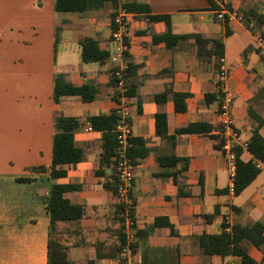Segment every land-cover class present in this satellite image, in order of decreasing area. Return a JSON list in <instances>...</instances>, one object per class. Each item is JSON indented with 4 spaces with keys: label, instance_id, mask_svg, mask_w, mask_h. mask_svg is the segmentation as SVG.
Masks as SVG:
<instances>
[{
    "label": "crops",
    "instance_id": "0c3cea01",
    "mask_svg": "<svg viewBox=\"0 0 264 264\" xmlns=\"http://www.w3.org/2000/svg\"><path fill=\"white\" fill-rule=\"evenodd\" d=\"M125 1L146 4L147 14L168 15L171 31L188 36L172 47L153 42V35L166 30L165 23L143 13L126 15L123 60L132 67L135 83L126 100L132 139L137 140L132 146L135 222L130 232L138 234L130 255L118 251L112 221L116 198L108 187L115 181L114 162L101 159L103 130L90 121L116 107L110 56L118 44L111 38L110 14ZM31 2L0 0V24L10 27L0 28V264H47L46 204L53 182L66 186L64 198L84 209L76 222L57 224L69 264H237L233 255L201 253L197 237L220 232L225 221L231 227L264 225V165L239 194L233 193L229 161L220 148L219 100L206 102L205 95L216 93L219 84L222 96L230 95L241 139L248 141L256 129L264 140V0H211L214 7L210 0H120L117 6L106 1L83 12H55L53 0H40L46 10L35 19ZM222 6L241 13L255 10L263 22L255 31L237 22L225 24L215 17ZM195 34L219 38L221 57L198 55ZM82 37L95 39L106 59L82 62ZM57 73L70 85H87L92 98L63 95L54 102ZM173 92L188 95L184 111L175 110ZM58 115L76 120L73 144L81 157L55 165L64 175L52 180L49 171L31 167L51 166ZM157 115L162 116L161 133ZM195 122L209 130L178 131ZM242 150V158H249ZM213 212L214 218L204 219ZM243 246L264 264V243L256 247L244 241Z\"/></svg>",
    "mask_w": 264,
    "mask_h": 264
},
{
    "label": "trees",
    "instance_id": "16d2710c",
    "mask_svg": "<svg viewBox=\"0 0 264 264\" xmlns=\"http://www.w3.org/2000/svg\"><path fill=\"white\" fill-rule=\"evenodd\" d=\"M106 1L111 2L114 6L119 4L120 0H53V10L55 12H83L93 9H98L104 5ZM211 2V0H210ZM212 4V2H211ZM121 9L132 13H148V6L143 3L135 1H125L120 3ZM213 6V4L211 5ZM214 7V6H213ZM246 19H252L255 23V28L262 24L263 17L255 10H246L242 12ZM116 12H111V27L115 29L113 23V17ZM148 20L163 21L166 25V30L161 34L153 35V42H164L166 46L172 47L179 41L188 37L185 34H175L171 31L170 21L168 15H154L147 14ZM126 35L124 36L125 39ZM194 44L197 54L200 56H214L219 58L222 55V43L219 38H205L200 34L194 35ZM80 45V58L82 62H102L107 57V52L101 49L98 42L91 37H82L79 40ZM132 67L128 66L125 76L124 84L127 87V95L134 93L135 83L132 79ZM112 79V78H111ZM80 95L83 99H91L93 94L90 93L87 85L73 86L64 81V77L61 73L55 74L54 77V89L53 99L54 102H58L63 95ZM188 95L186 93L173 92L171 97L174 103L176 111H184L186 109L185 99ZM156 99H164L165 96H156ZM218 98L219 102L222 98L219 84H217V92L213 94H206L205 101L212 102ZM160 115L156 116L157 119V131L159 133L164 131V126H160ZM256 121L260 123V119L256 118ZM90 121L95 129L103 130V153L101 155L102 160H110L115 156L116 147V132L115 125L117 122V116L112 111L105 116H93L90 117ZM78 128V124L74 118L56 116L54 121V133L52 142V164L49 168L44 166L31 167L35 171H49L52 180L64 175V172L60 169H56L55 165L64 163H75L81 157V150L76 148L73 144V132ZM209 130V126L205 123H189L185 127L178 129L180 132L194 133L205 132ZM136 139H132L135 144ZM246 151L250 154L247 159L242 158L243 150L239 147H234L233 152L235 154L236 171L232 179V190L234 194H239L254 178L259 174V164L264 165V140L257 133L256 129L249 140L247 141ZM129 155L134 159L133 147L129 150ZM163 162V160H160ZM111 189L114 197L116 198V205L112 216V221L117 224V241L118 251L126 244L125 234L121 231L123 229V217L120 216L118 208L120 203L116 196V181H113L112 185L108 187ZM66 190V186L52 183L48 192V201L46 204V210L49 214L50 224L48 229V241H47V264H69L65 257V253L62 251L64 244L61 241L60 232L57 229L58 221L76 222L83 214L84 209L82 206L72 205L63 196V192ZM130 218L133 221L131 230L134 229V207L130 206L129 209ZM216 215V212L203 215L204 219L211 220ZM134 236H137L138 232L133 231ZM249 242L258 247L264 243V225L261 222H254L248 226L234 225L231 228V232L228 233L224 230V223L220 232L210 234L201 233L197 237V246L201 253L206 255H220L227 256L233 255L238 258L237 264H260L253 259L243 246V242ZM137 243L135 240L130 241L129 247L132 252L135 251Z\"/></svg>",
    "mask_w": 264,
    "mask_h": 264
},
{
    "label": "built area",
    "instance_id": "2783aa9c",
    "mask_svg": "<svg viewBox=\"0 0 264 264\" xmlns=\"http://www.w3.org/2000/svg\"><path fill=\"white\" fill-rule=\"evenodd\" d=\"M127 11L124 9L119 10L113 17L115 29L111 31V38L117 42L115 51L110 56V60L115 63V67L110 71L112 83L114 87V99L116 107L113 112L117 116L115 125L116 132V147L114 156V173L116 181V196L120 203L118 212L123 217V229L126 238V244L121 248L120 253L130 255L131 249L129 247L130 241L133 239L131 227L133 221L130 218L129 209L133 205L130 196V189L132 179L134 176V162L129 155V150L133 146L132 130L129 121L128 101L126 100L127 87L124 84V76L127 70V64L123 60V52L126 50L124 36L127 33L126 15ZM215 17L217 20L225 24L237 22L244 24L248 30L255 31V23L252 19H246L243 13L236 11L232 8L225 6L215 10ZM257 40L262 41V36L257 34ZM221 69V68H220ZM224 75L219 73V82L222 85ZM219 118V135H220V148L224 152L229 161V177L232 181L235 171V154L234 147L246 148L247 141L240 137L238 128L234 124L232 114L230 112V95L225 93L217 108ZM231 226L227 221L224 223V230L228 233L231 232ZM126 262H123L125 264Z\"/></svg>",
    "mask_w": 264,
    "mask_h": 264
},
{
    "label": "rangeland",
    "instance_id": "374dc122",
    "mask_svg": "<svg viewBox=\"0 0 264 264\" xmlns=\"http://www.w3.org/2000/svg\"><path fill=\"white\" fill-rule=\"evenodd\" d=\"M29 6L31 7V10L33 12L32 16H34V19L37 17V14L39 12H44L46 10L45 5H43V6L40 5V0H32V2L30 3ZM50 12H52L51 9H50ZM30 24H32V23H30ZM34 24H36V22H34ZM0 28L7 29L10 27H7V26L4 27V24H0ZM27 29H28V27L26 28V30Z\"/></svg>",
    "mask_w": 264,
    "mask_h": 264
}]
</instances>
